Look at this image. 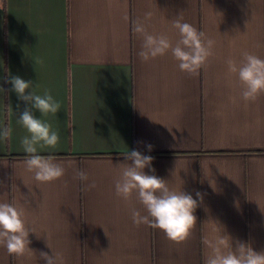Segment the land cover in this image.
<instances>
[{
	"label": "crops",
	"instance_id": "1",
	"mask_svg": "<svg viewBox=\"0 0 264 264\" xmlns=\"http://www.w3.org/2000/svg\"><path fill=\"white\" fill-rule=\"evenodd\" d=\"M0 202L22 207L34 252L0 264H205V241L220 235L264 252V93L245 101L243 85L226 61L248 52L264 59V0H0ZM179 39L181 16L215 40L197 76L171 53L141 61L142 36ZM127 17V20H125ZM19 76L61 105L44 119L58 131L53 155L65 167L58 180L40 183L26 171L17 123L27 103L7 81ZM153 146L149 152L147 145ZM137 150L174 191L197 200V224L181 243L159 229L134 225L131 210L146 214L135 194L124 200L115 180L124 157ZM83 170L88 179L76 178ZM96 187L89 190L88 185ZM214 188V189H213ZM200 192L203 199L196 193ZM49 245V247L47 246Z\"/></svg>",
	"mask_w": 264,
	"mask_h": 264
},
{
	"label": "clouds",
	"instance_id": "2",
	"mask_svg": "<svg viewBox=\"0 0 264 264\" xmlns=\"http://www.w3.org/2000/svg\"><path fill=\"white\" fill-rule=\"evenodd\" d=\"M0 9H3L2 4ZM152 15L151 12H147L143 21L137 20L133 23V32L143 38L138 52L141 61L147 62L170 52L178 61L181 71L193 77L197 76L199 70L213 55L215 40L208 38L203 31H198L193 25L182 22L183 18L179 16L172 21V27L177 30L179 36L173 44L166 35L148 32L146 22L151 20ZM226 63L228 72L236 74L243 85L241 95L245 101H255L264 93V59L244 52L239 63L231 58ZM7 82L12 85V91L16 93L18 99L28 105L17 120L28 133L21 139L23 151L27 154L23 161L26 171L33 173L34 179L40 183L60 179L65 174V167L56 162L53 155L39 154L44 149L57 147L59 133L53 130L50 123L37 118L34 112L38 111L41 117H47L49 114L56 116L61 105L47 90L43 94H38L36 89L39 86L33 87L32 81L11 76ZM0 90L3 91L2 88ZM11 135L10 127H0V140L10 139ZM152 148L151 144L147 145L149 152ZM124 157L130 163L121 164L122 171L115 180V193L124 200L135 194L143 206L146 214L137 209L131 210L134 225L159 229L165 233L167 239L175 243L185 241L197 224L194 215L198 207L197 200L183 191L171 190L164 179L147 174L146 168L155 173V169L151 167L154 160L151 155H143L140 151L132 150L126 152ZM76 178L83 182L88 176L83 170H77ZM95 187V183L88 185L89 190ZM196 196L203 199L200 192H197ZM30 233H35V230L28 227L24 209L12 203L0 202V247L6 248L10 255L18 257L34 252L29 248ZM205 243L210 249L205 264H264V252L258 253L244 243H237L233 248L227 235H220L214 241L209 240ZM47 246L49 247L48 244ZM39 255L46 264H57L56 254L49 255L41 251Z\"/></svg>",
	"mask_w": 264,
	"mask_h": 264
}]
</instances>
